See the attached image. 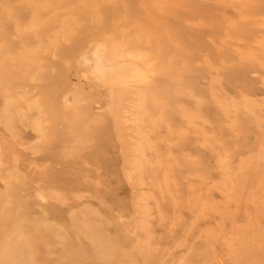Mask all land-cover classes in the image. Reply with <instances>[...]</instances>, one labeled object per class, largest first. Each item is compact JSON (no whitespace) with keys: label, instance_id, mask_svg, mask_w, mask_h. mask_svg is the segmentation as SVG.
<instances>
[{"label":"rangeland","instance_id":"1","mask_svg":"<svg viewBox=\"0 0 264 264\" xmlns=\"http://www.w3.org/2000/svg\"><path fill=\"white\" fill-rule=\"evenodd\" d=\"M0 264H264V0H0Z\"/></svg>","mask_w":264,"mask_h":264}]
</instances>
